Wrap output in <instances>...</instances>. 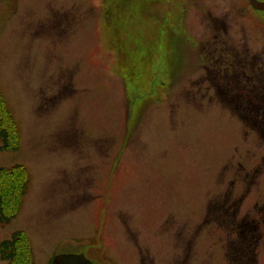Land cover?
<instances>
[{"label":"rangeland","instance_id":"1","mask_svg":"<svg viewBox=\"0 0 264 264\" xmlns=\"http://www.w3.org/2000/svg\"><path fill=\"white\" fill-rule=\"evenodd\" d=\"M208 6L228 13L222 0H0V90L20 135L0 167L29 175L0 240L24 230L35 264H264V107L207 69ZM239 18L227 46L264 50V28L250 40Z\"/></svg>","mask_w":264,"mask_h":264},{"label":"flooded vegetation","instance_id":"2","mask_svg":"<svg viewBox=\"0 0 264 264\" xmlns=\"http://www.w3.org/2000/svg\"><path fill=\"white\" fill-rule=\"evenodd\" d=\"M212 1L218 2V0ZM222 1L226 2L228 5V13L224 16L217 14L214 15L209 6L205 10L210 18L208 29H219V33L215 32L211 34V40L207 45V47L209 46L210 48H207L206 52L203 53V58H205L206 63L205 65L208 70H212L213 73H216L213 74V76H217V78H221L222 76L227 77L229 80H226V86L228 87H233L231 83L238 81L237 83H234L237 84V87L240 85L238 89L245 92L247 91L246 97L249 99L251 94L256 93L258 100L260 99V107H264V56H262L264 50L258 49L256 50L257 52H252V55L248 50L244 49L242 52L235 51L227 46L233 41V37H231L228 32L230 28L229 23H227L228 18L234 17L235 22H237V20L240 19L239 17H245L244 20L246 19L248 21L247 23L241 24L240 27L242 29L248 27L251 32V35H248V37L250 40H255L256 35H260L257 32L258 27L262 26L264 28V10L253 7L250 0ZM212 6L214 7L215 5ZM244 40L246 41L248 38L242 39L241 41ZM230 78H233V80H230ZM217 85L218 87H221V84L218 82ZM250 92L252 93L250 94ZM262 111L261 114L263 115L264 121V108ZM186 259L178 260L176 264H186ZM244 261L246 260L244 259ZM140 262H142L141 264H145L144 258H142L141 261L139 260L138 264H140ZM162 263L166 264V261L162 260L159 264ZM150 264H155L153 258H150Z\"/></svg>","mask_w":264,"mask_h":264},{"label":"trees","instance_id":"3","mask_svg":"<svg viewBox=\"0 0 264 264\" xmlns=\"http://www.w3.org/2000/svg\"><path fill=\"white\" fill-rule=\"evenodd\" d=\"M19 142L18 124L0 90V151L18 150ZM28 186L29 175L24 165L0 167V226L10 223L19 213ZM0 261L35 264L30 238L24 230L13 231L0 240Z\"/></svg>","mask_w":264,"mask_h":264},{"label":"water","instance_id":"4","mask_svg":"<svg viewBox=\"0 0 264 264\" xmlns=\"http://www.w3.org/2000/svg\"><path fill=\"white\" fill-rule=\"evenodd\" d=\"M253 7L264 10V1L250 0ZM50 264H96L81 253H58L51 259Z\"/></svg>","mask_w":264,"mask_h":264}]
</instances>
